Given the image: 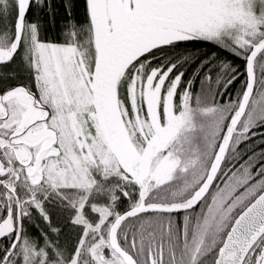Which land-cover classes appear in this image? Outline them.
<instances>
[{
  "label": "snow or ice",
  "instance_id": "6c2138e0",
  "mask_svg": "<svg viewBox=\"0 0 264 264\" xmlns=\"http://www.w3.org/2000/svg\"><path fill=\"white\" fill-rule=\"evenodd\" d=\"M0 264H264V0H0Z\"/></svg>",
  "mask_w": 264,
  "mask_h": 264
}]
</instances>
